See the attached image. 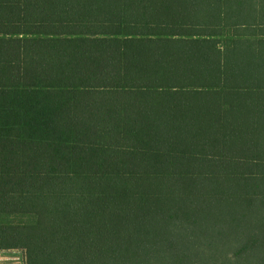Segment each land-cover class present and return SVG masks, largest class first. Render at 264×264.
I'll return each instance as SVG.
<instances>
[{"label":"trees","instance_id":"1","mask_svg":"<svg viewBox=\"0 0 264 264\" xmlns=\"http://www.w3.org/2000/svg\"><path fill=\"white\" fill-rule=\"evenodd\" d=\"M12 249L264 264V0H0Z\"/></svg>","mask_w":264,"mask_h":264},{"label":"crops","instance_id":"2","mask_svg":"<svg viewBox=\"0 0 264 264\" xmlns=\"http://www.w3.org/2000/svg\"><path fill=\"white\" fill-rule=\"evenodd\" d=\"M0 264H25V254L22 250L0 251Z\"/></svg>","mask_w":264,"mask_h":264}]
</instances>
